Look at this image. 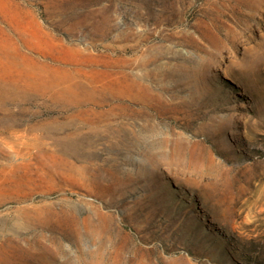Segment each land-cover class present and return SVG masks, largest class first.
Instances as JSON below:
<instances>
[{
    "label": "rangeland",
    "instance_id": "obj_1",
    "mask_svg": "<svg viewBox=\"0 0 264 264\" xmlns=\"http://www.w3.org/2000/svg\"><path fill=\"white\" fill-rule=\"evenodd\" d=\"M0 264H264V0H0Z\"/></svg>",
    "mask_w": 264,
    "mask_h": 264
}]
</instances>
